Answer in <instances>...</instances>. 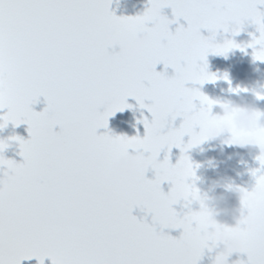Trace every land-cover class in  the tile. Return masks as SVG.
Masks as SVG:
<instances>
[{"label":"snow or ice","instance_id":"obj_1","mask_svg":"<svg viewBox=\"0 0 264 264\" xmlns=\"http://www.w3.org/2000/svg\"><path fill=\"white\" fill-rule=\"evenodd\" d=\"M110 3L0 0V130L27 124L29 133L27 140L0 139V264L33 258L45 264L46 257L51 264H199L203 256L199 213L180 214L173 206L177 193L187 200L191 191L187 179L194 172L184 153L199 142L195 129L209 121L205 105L213 102L185 85L215 82L206 71L209 52L253 48V59L264 62V12L258 10L264 0H149L136 16H117ZM165 7L175 20L162 14ZM181 17L187 27L171 31ZM245 21L259 32L249 44L213 42L218 30L231 25L238 34ZM148 25L152 40L143 52L114 51ZM160 63L174 75L156 71ZM40 97L46 107L37 112L32 105ZM128 97L151 114L138 121L143 137L139 130L132 137L97 134L108 128L109 117L132 107ZM177 117L183 122L174 128ZM258 139L264 147V133ZM10 141L18 142L21 163L5 157ZM173 147L181 152L175 164L168 154L158 159ZM130 149L142 153L134 179L112 171ZM256 160L249 226L240 233L247 261L241 264H264V154ZM164 182L171 184L167 193ZM137 208L151 215V223L132 214ZM165 229L182 232L177 238Z\"/></svg>","mask_w":264,"mask_h":264},{"label":"clouds","instance_id":"obj_2","mask_svg":"<svg viewBox=\"0 0 264 264\" xmlns=\"http://www.w3.org/2000/svg\"><path fill=\"white\" fill-rule=\"evenodd\" d=\"M151 40V30L145 26L137 30L131 38L119 43L117 54L129 56L141 53ZM213 42L217 43L215 40ZM207 72L216 75L215 81L221 78L225 80V75L228 78L227 73L220 77L216 73ZM227 81L229 83L230 80ZM229 91L237 96L241 92L251 91L256 99H258V94L264 95V89L258 91L250 90L248 87L230 88ZM209 99L213 103L205 105V108L210 119L203 128L198 127L199 131L196 132L199 142L194 143L190 149L203 145L205 142L218 141V144H210L208 149L201 148V153L213 150L222 153L223 146H237L248 150L258 149V155L264 154V147L258 139V134L264 133V109L257 107L244 97H240L238 100L212 99L210 97ZM214 109H218V111L214 112ZM141 158L142 153L136 150L132 153L126 152L112 164V171L116 175L134 179L141 174ZM214 159L209 158L207 161L208 168L212 170H216ZM190 162L194 176L188 177L187 184L191 191L187 200L183 193H177L178 203L188 204V210L193 204L198 206L196 212L199 213V228L206 243L205 249L213 254L212 264H241L243 243L240 233L249 226V205L253 186L251 189L240 187L226 175L217 179L211 177L202 179L197 176V169L204 165L202 163L194 164L191 159ZM198 180L206 187H198ZM233 199L236 201L234 204L232 203Z\"/></svg>","mask_w":264,"mask_h":264},{"label":"flooded vegetation","instance_id":"obj_3","mask_svg":"<svg viewBox=\"0 0 264 264\" xmlns=\"http://www.w3.org/2000/svg\"><path fill=\"white\" fill-rule=\"evenodd\" d=\"M149 6V0H111L110 11H114L117 16H136L138 14H143ZM258 10L264 12V4H258ZM162 14L167 16L169 20H175L172 9L169 7L162 9ZM181 25L187 27V21L182 17L178 22L170 24L169 27L171 31L175 32L176 28ZM147 27L150 28L151 25H148ZM201 35L210 37L213 34L207 29H201ZM253 35L259 37L257 26L251 21H245L238 34H233L232 26L230 25L229 31L227 32L223 29L218 30L215 34L214 40L217 43H224L225 40H234L238 44L247 45L251 42ZM258 49L259 45H257V50ZM206 61L208 65L207 71L216 73L220 77H223V75L227 73L231 84L221 78L215 82H205L203 85L188 82L185 85L186 87L199 88L203 94L208 95L212 99L238 100L240 97H244L246 100L254 103L257 107L264 109V99H256L251 91L247 93L241 92L239 96L229 91L230 88L236 87H248L250 90L256 89L258 91L264 89V62L253 59V48H246L243 52L239 49H232L225 55H217L209 52ZM156 71L165 72L169 77L174 75V69L170 66L165 69L163 63L156 66ZM126 102L131 104L132 107L125 109L123 112H117L114 116L109 117L108 128H102V130L104 133L110 132L112 135H127L128 137L137 135V130H139V135L143 137V123H138V121H142L145 116L151 120V114L146 108H140L139 104L133 97H128ZM150 103L151 101L145 100V104ZM194 103L198 109L200 107L199 101L196 100ZM213 111L216 112L218 109H214ZM182 122L183 117H177L175 121L171 122V126L178 128ZM167 130L168 129L166 128L165 131ZM195 131L198 132L199 128L197 127ZM189 140L190 137L188 135L183 137L185 144H187ZM210 144H218V141L205 142L203 145L188 149V151L184 153L189 156L194 164L202 163L204 165L197 169V176L202 179L205 177L217 179L220 176L226 175L231 177L236 185L251 189L255 183V179L251 175V170L260 166L259 162L256 160V156L259 154L258 149L248 150L237 146H223L222 153L218 150L201 153V148L208 149ZM134 151V149L128 150L129 153ZM166 154L169 155V160L172 164H175L181 156L180 150L173 147L171 153H167L166 150L161 151L158 159L162 161ZM209 158H215L213 163L216 165V170L208 168L207 161ZM146 176L149 179H153L155 176L154 170L149 169ZM197 186L206 187V185L199 180L197 181ZM161 187L163 191L167 193L171 188V184L169 182H164ZM235 202L236 201L233 199L232 203L234 204ZM173 207L180 214L188 211V208L184 207V202L178 203ZM190 207L193 211L198 210V206L195 204ZM132 214L138 219L145 217L146 221L151 223V215L148 214L146 216V214L139 208L134 209ZM164 231L166 234L178 238L182 229H165ZM212 255L213 254H210L208 250L205 249L199 264H212ZM242 259L247 261L246 254H242Z\"/></svg>","mask_w":264,"mask_h":264},{"label":"rangeland","instance_id":"obj_4","mask_svg":"<svg viewBox=\"0 0 264 264\" xmlns=\"http://www.w3.org/2000/svg\"><path fill=\"white\" fill-rule=\"evenodd\" d=\"M110 51H113V49H110ZM114 51L118 52L119 49L115 48ZM34 111H42L46 107V103L44 100V97L39 98V102L32 105ZM103 111V109H100ZM3 111H7L4 109ZM2 114V112H0ZM27 124H20L19 126H13L11 123H9L5 128L0 130V139H7L10 136L18 135L22 137L23 139L27 140L29 139V133L27 131ZM57 131L59 128L57 127ZM98 134L104 133V131L100 128L97 130ZM20 148L18 145V142L16 141H10V147L7 148L4 152V155L6 158H10L15 160L17 163H21L23 161V157L19 155ZM51 262L50 258H45V264H48ZM21 264H38L37 260L35 258L31 260H24L21 262Z\"/></svg>","mask_w":264,"mask_h":264}]
</instances>
